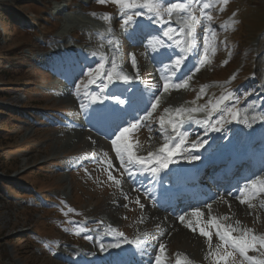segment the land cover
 <instances>
[{
    "label": "rangeland",
    "instance_id": "rangeland-1",
    "mask_svg": "<svg viewBox=\"0 0 264 264\" xmlns=\"http://www.w3.org/2000/svg\"><path fill=\"white\" fill-rule=\"evenodd\" d=\"M106 1L107 6H96L93 0H0V10L5 13L1 25L5 27L7 33L6 47L0 49V184H3L0 186V264H61L55 258V254L63 250L62 244L82 242L80 239L65 235L58 225L54 229V223H50V218L57 217L52 216L53 214L78 219H94L108 215L115 220L116 225L122 226L131 235L138 227L140 212L137 201L140 202V196L129 193L125 196L127 198L117 199L120 188L124 185L113 183L115 176L111 175L110 170L103 171L93 163L85 166V169L70 171L74 165H78L77 162L86 164L91 161V157L97 160L102 156L112 161L114 149L104 142L92 139L88 133H83L90 142L85 147L81 140L75 139L80 133L78 130L64 127L66 118L76 117L78 105L75 107L73 103V93L67 97L71 102H62L59 95V89L63 86L62 81H57L52 73L39 65L40 60L44 59L42 63L50 66L47 59L41 56L52 47L59 46L63 39L65 46L72 49L91 48L89 35L74 25L76 21H83L103 30L112 27L113 21L109 17H107L109 21H105L104 14L95 13L94 10L108 8L106 10L115 14V23L126 14V6L132 7L137 3V9L142 5V0ZM188 1L191 2L193 11L200 14V26L206 27L208 32L212 30L208 38L212 44L213 55L208 58L205 71L195 80L189 93L180 95L179 99L177 97L176 102L196 103L197 87L208 82L216 84V89L219 90L214 97L224 90L228 91L229 96L239 87L244 91L246 87L243 88L241 85L244 83L248 84L247 87L250 89V85L257 81L256 75L264 82V69L255 71L256 67L264 68V0H232V3L228 0L227 4L222 0H213L210 12L206 13L203 5L209 4L211 0ZM131 9L133 8H130L131 16L137 17ZM19 13H26L36 21L38 29L31 27L30 30L37 32L29 31V35L25 30L19 29L27 25L21 18H17L21 17ZM139 15L147 16L146 12ZM208 16L212 19L209 20ZM97 17L103 18V21L95 19ZM153 18L155 19L154 16ZM35 34L39 36L33 37ZM38 38L46 39L47 45H43L42 40H37ZM82 40L85 43L81 45ZM130 51V47L125 49V54ZM141 56L142 50L139 59L146 67V62ZM72 57L77 61L82 59L81 56ZM126 63H130L127 58ZM54 68L60 73H67L68 70V67L58 64H54ZM234 69H239L237 74L231 72ZM97 72L98 70L93 72L85 69L76 80V88L79 89L85 77ZM144 79L145 86H150L153 77L144 73ZM210 92L201 100H208ZM142 95H147V92L143 91ZM79 106L84 108L83 103ZM238 109L242 110L239 106ZM72 111L75 112L74 115L69 114ZM141 134L138 132L133 139L139 142ZM75 140L77 141L74 142ZM26 185L30 187L26 192L17 191ZM40 194L49 202L44 203ZM116 199L121 205L112 207ZM132 201L133 205L129 203ZM128 209L132 211L126 217L124 213ZM256 209L260 214L258 217L261 218L262 211ZM246 217L247 223L244 225L250 227L249 230L254 235L264 234V221L261 223L258 218L251 216V213H246ZM155 229L158 227L151 228L152 235ZM177 234L179 233L173 234L172 231L169 237L175 235L170 241L169 258H172L177 249L186 247L184 238L177 237L179 236ZM183 234L192 240L193 235L185 231ZM41 239L44 242L58 239L59 241L52 242L56 243L53 244L55 250L52 251L40 246L41 242L38 241ZM152 240L149 239L139 246L136 254H142ZM250 240L252 242L253 238L250 237ZM199 241L200 238L195 242L188 241L189 247H186V252L196 251V243ZM249 250L250 255L255 253L260 257V261L264 262V246ZM217 253L207 256L205 264H215ZM225 255L224 252L223 256ZM221 264L246 263L229 256L227 261H222Z\"/></svg>",
    "mask_w": 264,
    "mask_h": 264
},
{
    "label": "bare ground",
    "instance_id": "bare-ground-1",
    "mask_svg": "<svg viewBox=\"0 0 264 264\" xmlns=\"http://www.w3.org/2000/svg\"><path fill=\"white\" fill-rule=\"evenodd\" d=\"M180 20H181V18H180ZM121 22H124V20H122ZM121 22H119L118 25ZM74 25L76 27L86 29L89 33H91L92 31H97V30H94L92 27H90V25L88 23H85L83 21H76V23ZM145 27L148 29H151V26L148 23L145 24ZM95 33L101 39H103V41H106V42L109 41L110 37L112 36V35L105 36L101 32H95ZM123 33L129 34V36L132 37V34H136L137 32L132 30L130 27L126 26L125 29L123 30ZM201 34H202V32H201ZM139 35H140V37L138 40H134L133 42L131 40H129L130 44H132L133 47H135V46H144V47L147 46L148 42H149L147 40V38L150 35V34H148V31H146V32L144 31ZM192 45H193V43L191 44V46ZM134 51H136V50L134 49ZM153 53H154V51H152V54ZM152 54H147V57H146L147 62L151 63V65H149V66H151L155 70L154 74L157 76L154 80V84H152V86L149 87L151 94L148 97H146L145 100H139L138 99V101H136L137 97H135L134 99L130 98L131 103L137 102L136 105L134 106L135 108L132 110V111H135L134 115H132V113L127 111V110H122V108H119L117 110H119V112L122 111V114H123L121 116L122 118L117 120L116 122L113 120H110L108 122L109 127H111L112 125H119V127L117 129L118 131H123V129H125V128L130 130L131 128L128 127L130 123H132L134 121H138V120H141L143 123L144 121L148 120L149 116L157 115V110L159 109L160 106H164L166 108L164 114H162L160 116L161 117L160 119L165 120V122L168 124L173 122V121H171V117L168 115V112L173 107H175V109H177L179 107V105L183 104V101H182V103L175 102V101L172 102V100L170 99L172 97L171 95L166 97L165 95L161 94L162 87L165 84L163 85V82L158 75V74H160V70L158 67V65L160 64V60L157 57L154 58L153 56H151ZM197 54H200V47H199ZM57 55H60V51H58ZM135 57H137L136 53H135ZM120 59L121 60L123 59L122 55L118 56L117 60L115 61V64L118 61H120ZM59 62H65L66 64H69L71 67L70 73L65 75V76L62 75L61 73H58V72L54 73L59 80L65 82V84L63 86H61L59 89V95H60L63 103H69V102H71V99H69L67 97L72 92H76V90L74 89V85H75L76 80L82 74L83 66H81L79 64H75L74 62H69V61L59 60ZM95 64H100L101 68H103L107 73L113 72V70L111 68H109V67H111V64L103 62L102 58L95 59L93 61L92 65H95ZM138 64H140V63L138 62ZM87 65H89V64H86V66ZM106 67L108 68V70H106ZM156 67H157V69H156ZM189 69L190 70L193 69L192 65H189ZM198 69L200 72L197 73L196 76H194L196 78L200 74H202L203 71H205V68L200 70L201 68L199 67ZM195 71L197 72V70H195ZM121 73L134 79V76L139 75V73H141V70L139 68L137 71L134 72V71H132V69H130L126 66H123L121 69ZM194 77L191 80H188V82H187L188 85L186 86L185 91L187 89H189V85H194L193 84V81L195 79ZM104 78L105 77L100 78L97 75V76L91 77L89 80H87L85 83V93H87L89 91L97 92L98 89L96 88V85L98 84V82H100L101 79H104ZM175 79L177 81V83H175V82L173 83L175 85V87L178 88V86L183 85V83H181L180 81L178 82L179 75H176ZM144 87H146V86H144ZM210 87H212V86H210ZM131 89H132V87H131ZM128 91H130V89ZM183 94H185V93H183ZM136 95H137V92L133 96H136ZM125 96L128 97L126 95V92H125ZM154 103L157 105V107L155 109H153V107H152V104H154ZM168 105H171V106H168ZM251 105L256 106V103L252 102ZM140 109H143V110H140ZM138 111L140 114H143V115L138 114ZM69 114L74 115L75 112L72 111ZM80 120L88 122L89 118L86 115H82L80 117V119L77 121H70L68 119L67 122H71L73 125L79 126L81 124ZM175 120L180 121L178 118H176ZM256 120H257V118L253 117V118L249 119L248 123H252V124H254L253 126H256ZM188 126H194L195 130L197 132L202 131V129L199 128L198 125H193L192 122H190V121L185 125V128ZM82 127L85 129L90 128L92 130V128L90 127V125L88 123L82 124ZM159 128H160V126H159ZM105 130H106V127L101 129V131H105ZM263 134H264V132H263ZM246 135H247L246 132L242 129V137H241L240 145L242 143H246L248 145L252 143V141ZM142 136L147 138L146 141L148 143L146 144V141H144V142L139 141L138 147L134 146L133 150L131 151V155L133 156V158L139 159L140 161H147L148 163H154V161H157L158 163L166 161V164H168L170 161H168L167 158L160 159L161 156H166V154L164 153V151H166V149H163V145H160V147L157 148L153 143L154 141L161 142V141H159V139L162 140V138H161L162 133H160L159 131H155L153 133L152 138L147 137L145 134L144 135L142 134ZM75 139L81 140L84 143L85 147L88 146V144L90 143L83 136V133L82 134L79 133L75 137ZM77 140H75L74 142H76ZM259 140L260 139H258V141ZM205 152H209V151L206 150V151H201V152L188 153L186 158L190 159V160H197L199 162H204L208 159L205 156ZM259 155H261V153H259ZM150 156H152V157H150ZM168 158H169V160L174 161V162H178L180 160V157L176 154H173ZM171 158H173V160ZM258 165L260 167V170H264V162L263 161H261V164H258ZM260 170L258 172H260ZM258 172H257V174H258ZM126 178L128 181H131L132 183H136V184H145L146 183L145 181L141 182L139 177H131L130 178L129 175H127ZM258 182L264 183V179L262 177H260L258 179ZM244 191H245V193H244L245 199L248 197L249 194H253V196H254V195L263 193L262 188H261V184L256 186L255 184H252V183H247L246 187L244 188ZM125 195H126L125 190L122 189L118 198H123V197H125ZM148 198L150 200L155 201V194L149 193ZM116 200L113 202L112 206L119 207V205H121V204L118 200L117 201ZM257 201H258V203H259V201H261L260 197L257 198ZM193 207H194V205L192 206V208ZM229 209H230V211H228V213L229 212L232 213L231 214L232 219L239 218L240 216H243L242 218L245 217V212L242 211L241 206H239L238 204H236L234 206L231 205ZM249 211H253V210L250 209L247 212H249ZM210 214L212 215L211 216L212 220L219 221L223 228H227L228 230L233 229L235 232H239V233H242L244 231V230L242 231L233 222L227 221L223 216L214 215L213 209H210ZM193 215H194V217L192 218V220L189 221L187 219L186 223L184 225H181L180 229H179L178 228V226L180 225L179 223L178 224L175 223L174 225L169 224V222L166 219V216L162 215L161 212L160 213L152 212L148 209H145L142 213H140L139 219L143 220V226L141 228L142 230L141 229L138 230L137 236L133 239V241H137V243H139L142 239L145 238V236L148 233L147 231L150 227H158V229H155L153 231V233H154L153 236L155 237L153 245L150 248L146 249L145 253L139 257L140 263L141 264H157V260H156L157 256L160 257V262H162L168 256V251H167L168 244L171 243L170 241H172V239L175 236V235H173L172 238L168 237V236H170L172 231H173V234L179 233V234H177V235H179L177 237L180 238V236H181L182 239L184 238L183 239L184 244L187 248L189 247L188 241L195 242L196 239H199L198 238L199 228L203 227L204 230L208 231L210 223L207 222V220L205 219V216L202 214L201 210L198 208H195L193 210ZM215 216H217V217L215 218ZM179 219L180 218H177L176 221ZM98 224L100 227H102L105 230H109V229L113 228V225L109 222H107V223L106 222L105 223L98 222ZM193 228H195L196 230L195 231L191 230ZM189 230H191L193 232V233H191V235H193L192 240L187 239L183 234V231L187 232ZM95 235L97 236V239L100 242H102V243L106 242L107 245H104V244L101 245L99 251H96L94 249H82V250L74 251V255H79V257H80V261L76 264H82V263H84V261H87L88 264H105L107 261L111 260L112 251L116 250L119 246H121L122 241H123V239H121V238L117 240L114 237L107 235V234H95ZM160 237L162 239H165L164 241L167 244V249L164 248L163 250L158 251L156 249V247H157V245H159L157 243L159 242ZM196 245H197V247H196L197 249L195 248L196 251H194V252H192L193 250H189V251L187 250V252H186V249H187L186 247H185V249H183L184 247L179 248L175 253V257L183 258L187 264H202L205 261L204 256L207 253H209V251L214 249L215 244H211V246H210L209 243H207L205 240H201V241H199V243H196ZM126 264H132V263H126Z\"/></svg>",
    "mask_w": 264,
    "mask_h": 264
},
{
    "label": "snow or ice",
    "instance_id": "snow-or-ice-1",
    "mask_svg": "<svg viewBox=\"0 0 264 264\" xmlns=\"http://www.w3.org/2000/svg\"><path fill=\"white\" fill-rule=\"evenodd\" d=\"M99 2L103 3L104 0H99ZM197 2H198V0H197ZM222 2L224 4H227L228 3V0H222ZM203 6H204V8H208L209 7V4L208 3H204ZM173 7H177V8L183 9L184 8V4H175V5H173ZM208 19L211 20L212 17L211 16H208ZM127 23H128V21H125V24H127ZM169 31H172V29L170 28ZM179 63L180 62L177 61V64H179ZM197 70H199V69H197ZM164 88L165 89L168 88V84L167 83L164 85ZM152 107H153V109H155L157 107V105L154 103V104H152ZM128 131H129V129H127V128L123 129V131L120 133V136H118L116 138V140H113L112 141V145H113L114 148H115V146L117 144V141L120 140L122 137H124L125 133H127ZM128 147L130 148V146H128ZM178 147H179V145H177V148ZM116 152H117V157L119 158L121 156L120 149L117 148L116 149ZM129 155L131 156V152L130 151H129ZM168 155L170 157L171 155H173V153L172 152H169ZM137 163H140V161L138 160ZM164 163H166V161ZM109 166L111 167V164ZM125 171L128 173V175H129L130 178L135 175V173L131 169H127L126 168ZM109 178L111 179V176ZM117 183H120V182L117 181ZM125 198H127V197H125ZM237 199H240V198L237 197ZM240 202L242 204L245 203V201L243 199H241ZM137 203H139V201H137ZM180 219L183 220V217H180ZM191 230L195 231L196 229L193 228ZM216 234H217V236L219 237V239L221 241H225V243L230 242L231 243V246L234 249H237L241 255H245V253H247V251H249V249H254L255 248V238H253L252 242H249L248 240L233 238L230 232H227L225 230L223 232V234H222L219 231V229L217 230V233ZM199 235H201L202 237L207 238L209 240V245L211 246V234L208 231H205L204 228L201 227V228H199ZM262 246H264V242H262ZM163 247L164 246L161 245V250H163ZM228 255H231V253L229 252L225 256H221V257L215 258V264H221L222 261L223 262H226ZM156 260H157V264H160V257L159 256H157ZM254 264H264V262L256 261V262H254Z\"/></svg>",
    "mask_w": 264,
    "mask_h": 264
}]
</instances>
